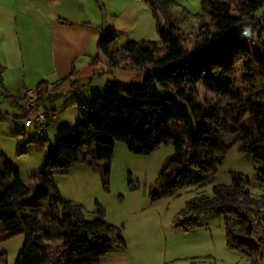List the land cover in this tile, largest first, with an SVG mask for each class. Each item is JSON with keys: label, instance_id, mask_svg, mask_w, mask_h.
I'll return each mask as SVG.
<instances>
[{"label": "trees", "instance_id": "1", "mask_svg": "<svg viewBox=\"0 0 264 264\" xmlns=\"http://www.w3.org/2000/svg\"><path fill=\"white\" fill-rule=\"evenodd\" d=\"M143 2L156 20L158 15L163 20L162 26H155L158 44L128 42L117 50L115 36L106 32L97 40V54L89 63L99 62L102 56L110 70L146 69L141 84L122 88L105 82L101 98H92L88 106L76 104L78 122L56 138L54 147L48 146L42 171L27 180L0 157V242L23 238L13 264H98L112 245L124 248L120 229L103 219L99 207L86 220L84 209L63 200L52 180L53 174H63L75 163L96 168L101 166L98 162L103 163L106 186L114 141H122L136 155L149 154L161 145L173 146L159 180L167 179L166 186L174 188L193 183L182 174L183 164L194 167L196 180H202L214 174L237 144L240 152L251 155L264 185V101L249 84L255 80L264 85V0H200V12L189 32L174 23L170 0ZM70 76L53 84L37 83L33 88L37 104L47 108L57 86L77 84ZM196 86L210 96L206 106L196 103ZM158 89L175 94L188 112L178 101L161 98ZM7 98L14 106L19 103ZM17 106L23 121L29 114ZM49 110L53 118L54 110ZM246 118L251 121L248 126L242 124ZM171 121L181 135L169 127ZM183 144L199 150V158L188 157ZM245 184L236 180L229 186H214L210 198H191L178 212L174 226L190 232L198 228L202 215L220 216L225 247L248 264H264V241L254 232L264 238V193L252 198ZM5 262L0 254V264Z\"/></svg>", "mask_w": 264, "mask_h": 264}, {"label": "rangeland", "instance_id": "2", "mask_svg": "<svg viewBox=\"0 0 264 264\" xmlns=\"http://www.w3.org/2000/svg\"><path fill=\"white\" fill-rule=\"evenodd\" d=\"M199 3L200 0H170L168 10L183 32L193 27L194 16L200 12ZM96 8L104 11L103 33L111 32L115 36L117 50L128 42L158 44L155 26L157 23L162 26L163 20L159 15L156 20L143 1L96 0ZM5 32L11 42L5 43L0 38V62L4 70L0 77V157L22 180H27L42 171L48 146L54 147L56 138L69 133L78 122L76 104L88 106L92 98H101L105 82L136 88L147 70H110L100 56L99 62L87 64L75 80L71 79L77 84L73 83V87L60 85L52 92L54 101L46 107L54 110V117L43 131L34 126L23 127L20 113L7 95L14 96L17 89L21 90L24 80V83L36 82V78L48 71V32L42 20L26 28V37L20 36L19 25L16 36L11 24L7 29L2 28V33ZM16 38L20 39L18 44ZM254 81L249 82L253 87L251 91L264 101V85ZM158 95L178 101L171 91L158 89ZM195 99L196 103L206 106L210 96L196 86ZM178 104L188 112L184 104L179 101ZM242 124L248 126L251 121L246 118ZM168 125L181 135L177 123L171 121ZM182 151L192 160L200 156L199 150L189 149L186 144L182 145ZM173 152V146L161 145L149 154L136 155L128 152L122 141H114L108 173L106 178L103 176L106 186L101 176L103 163L96 162L101 165L96 168L75 163L63 174L52 175L59 196L80 205L86 220H90L99 207L103 219L120 229L124 248L112 245L98 264H188L191 261L193 264H248L243 256L225 247L222 217L202 215L198 228L190 232L176 228L174 220L191 198L198 195L210 198L214 186H229L236 180L246 183L243 187L252 198H259L264 193V185L257 176L251 155L240 152L234 144L214 174L202 180H196L198 174L194 167L183 164L182 174L193 183L174 188L166 186L167 179L159 180L165 161ZM22 244L21 236L0 242V252L7 263L13 264Z\"/></svg>", "mask_w": 264, "mask_h": 264}, {"label": "crops", "instance_id": "3", "mask_svg": "<svg viewBox=\"0 0 264 264\" xmlns=\"http://www.w3.org/2000/svg\"><path fill=\"white\" fill-rule=\"evenodd\" d=\"M103 12L96 8V0H0V38L5 43L11 40L7 32L2 33V28L7 29L9 24L15 36L18 25L20 36L26 37V28L33 26V23L37 25L39 20L44 21L48 32V71L36 78V82L24 83V80L21 90L17 89L14 96L9 95L18 99L22 90L35 87L37 82L53 84L66 79L70 74V80H75L77 73L85 69L87 64L92 65L89 63L97 54L96 42L104 31ZM57 19L69 24H62ZM15 41L18 44L20 39L16 38ZM1 65L0 62L2 68ZM17 105L14 107L19 111ZM188 264L193 263L191 261Z\"/></svg>", "mask_w": 264, "mask_h": 264}, {"label": "built area", "instance_id": "4", "mask_svg": "<svg viewBox=\"0 0 264 264\" xmlns=\"http://www.w3.org/2000/svg\"><path fill=\"white\" fill-rule=\"evenodd\" d=\"M135 3H141L143 0H132ZM51 89V86L49 87ZM19 107L22 111L29 114L23 121L24 127L34 126L37 130L43 131L52 119V112L48 108H42L37 104V96L34 89H24L18 95ZM256 236L260 239L264 238L257 230Z\"/></svg>", "mask_w": 264, "mask_h": 264}]
</instances>
